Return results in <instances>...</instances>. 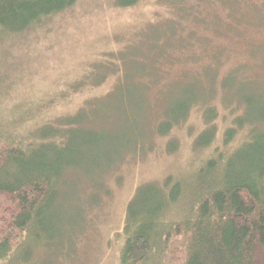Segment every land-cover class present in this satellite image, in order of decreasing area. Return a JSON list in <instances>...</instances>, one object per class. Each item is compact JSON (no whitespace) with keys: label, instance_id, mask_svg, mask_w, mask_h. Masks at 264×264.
Here are the masks:
<instances>
[{"label":"rangeland","instance_id":"1","mask_svg":"<svg viewBox=\"0 0 264 264\" xmlns=\"http://www.w3.org/2000/svg\"><path fill=\"white\" fill-rule=\"evenodd\" d=\"M128 1L76 0L0 39V142L27 154L4 172L53 186L0 264H121L139 187L178 185L176 221L209 159L264 136V0Z\"/></svg>","mask_w":264,"mask_h":264},{"label":"trees","instance_id":"2","mask_svg":"<svg viewBox=\"0 0 264 264\" xmlns=\"http://www.w3.org/2000/svg\"><path fill=\"white\" fill-rule=\"evenodd\" d=\"M75 1L0 0V39L30 29ZM256 136L253 132L222 166L219 158L207 161L200 172L202 189L191 195L185 215H176V221L168 216L179 204L178 185L139 187L127 208L120 263L264 264V136ZM25 149L0 142V261L38 226L53 191L48 176L13 180L4 172L27 159Z\"/></svg>","mask_w":264,"mask_h":264}]
</instances>
